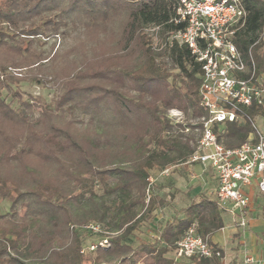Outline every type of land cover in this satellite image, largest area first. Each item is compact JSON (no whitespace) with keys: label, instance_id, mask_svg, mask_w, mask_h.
Listing matches in <instances>:
<instances>
[{"label":"trees","instance_id":"16d2710c","mask_svg":"<svg viewBox=\"0 0 264 264\" xmlns=\"http://www.w3.org/2000/svg\"><path fill=\"white\" fill-rule=\"evenodd\" d=\"M0 1V198L9 201L0 213V264H85L88 222L118 233L87 264H176L169 253L192 222L220 256L188 259L222 264V248L209 242L224 226L222 207L204 195L157 238L128 240L164 204L156 194L147 198L150 170L187 161L206 114L201 65L173 38L184 26L175 21L177 0ZM239 4L246 16L233 41L246 60L250 49L261 74L264 0ZM75 31L70 43L43 48L42 38ZM22 82L48 83L51 99L30 100ZM169 109L193 122L173 121ZM241 111V124L217 132L225 147L242 144L250 120L264 115L263 106Z\"/></svg>","mask_w":264,"mask_h":264},{"label":"built area","instance_id":"2783aa9c","mask_svg":"<svg viewBox=\"0 0 264 264\" xmlns=\"http://www.w3.org/2000/svg\"><path fill=\"white\" fill-rule=\"evenodd\" d=\"M245 16L239 0H177L175 21L184 26L173 34L201 65L199 105L206 112L200 118L199 138L186 163H199L214 170L216 200L221 207H231L237 226L246 225L249 198L245 188L255 182L264 194V116L256 114L250 120L252 131L239 146L225 147L217 137L227 123L244 121L243 107H264V72L257 74L250 49L246 60L233 41ZM170 171L171 166H167L160 174L168 175ZM153 181L150 177L149 184ZM82 228L92 234L106 233L95 222L83 224ZM108 239L103 236L87 249L106 246ZM175 253L177 258L220 256L198 234L195 222L177 241ZM245 262L264 264V259L246 257Z\"/></svg>","mask_w":264,"mask_h":264},{"label":"crops","instance_id":"0c3cea01","mask_svg":"<svg viewBox=\"0 0 264 264\" xmlns=\"http://www.w3.org/2000/svg\"><path fill=\"white\" fill-rule=\"evenodd\" d=\"M168 166H171L168 175H161L157 168L150 170V177L158 185L154 194L162 198L164 204L157 207L148 219L142 222L139 229L137 228L138 230H134L133 235L138 234L142 239H149V236L140 232V229L144 231L147 226L157 225L156 231L150 233L152 238H157L166 222L183 215V208L191 199H198L201 195L216 199L217 179L212 168L199 163L189 164L186 161ZM185 177L190 181L188 185L193 184L194 181H201L203 192L187 187ZM245 193L249 198L246 225L237 226V218L232 214L231 207H222L224 226L209 237L211 244L220 246L223 250L222 264H256L245 262L246 257L264 259V194L258 190L255 182L245 188ZM183 197L184 202L181 203ZM146 231L149 233L150 230ZM174 259L177 262H191L188 258L174 257Z\"/></svg>","mask_w":264,"mask_h":264},{"label":"rangeland","instance_id":"374dc122","mask_svg":"<svg viewBox=\"0 0 264 264\" xmlns=\"http://www.w3.org/2000/svg\"><path fill=\"white\" fill-rule=\"evenodd\" d=\"M1 3L2 2L0 1V4ZM149 32L152 33V38L156 41V34L155 33L153 34L152 30H150ZM75 34H76V31L75 32H71V35L68 36V37H62L60 35H56L55 37L49 38V39L42 38L43 40H46V42H47L43 48L46 51H50V46L52 44H55L54 47H53V51H54L56 48L60 47L62 44L64 45V44L70 43L72 41L71 40L72 37ZM262 37L264 38V30L262 32ZM167 65L169 66V62H167ZM173 72H177V70H173ZM48 79H50V77H48ZM42 82H46V81H42ZM21 89L24 90L25 92L29 93L30 100H33L34 97H41L44 100L49 101L51 99L52 94H53V88H51L48 83L44 84V83H35V82H33V83L22 82L21 83ZM2 95L5 96L7 98V100L11 99V96L8 95L5 90H2ZM12 106L13 107H17L18 106V103H17L16 100L12 101ZM167 113H168L169 117H171V119L173 121H175V122L177 120H178L177 122H182V123H186L188 121L193 122L192 118L187 117L180 110L169 109ZM242 122L243 121H238V122H236L235 125L241 124ZM185 179H186V177H185ZM185 181H186V184H187L186 186L187 187L196 188V190H198V192H203L202 191L203 184H202L201 181H197V182L194 181V183L191 184V185H188L189 182H190L188 177H187V179ZM157 188H158V185L155 184L154 182H152L151 184H148V189L146 191L147 198H148L149 195L154 194L155 191L157 190ZM171 201L173 202V198H171ZM182 202H184V197H183V200L181 199V203ZM8 208H9V201L7 199H1L0 198V213L7 212ZM18 212L20 214H22L23 213V208L19 207ZM146 219H148V217ZM154 226H147L144 229V231H143V229L142 230L140 229V232H144V234L146 236H149V238H152L150 233L155 232L156 228H158L157 225H154ZM102 228H103L104 231H106V233H99V234L85 233V236L83 238V241H82V244H81V247H80V252L82 253L83 257L85 258V264H87V261H88L89 257L94 252V250H88L87 249V247L89 246L90 243L95 242L96 240L100 239L103 236H108V238H110L111 236H113L116 233H118V232L108 231L109 229L104 227V226ZM70 229L74 230L75 227L73 225H70ZM138 229H136V230H138ZM146 230H150V231H148L149 233H147ZM140 238L141 237L138 234L133 235V233H132V235L129 236L128 240L132 244H137L138 243V239H140ZM169 255L176 257L175 251L170 252ZM176 264H194V263H192V262H187V263L185 262L184 263L183 261H178V262H176Z\"/></svg>","mask_w":264,"mask_h":264}]
</instances>
